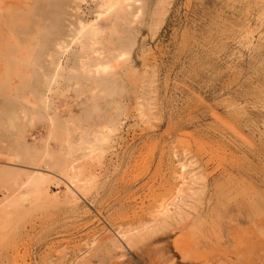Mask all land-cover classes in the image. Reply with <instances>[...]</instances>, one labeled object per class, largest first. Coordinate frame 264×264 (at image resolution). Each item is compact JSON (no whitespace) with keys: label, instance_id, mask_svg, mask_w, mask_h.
<instances>
[{"label":"rangeland","instance_id":"374dc122","mask_svg":"<svg viewBox=\"0 0 264 264\" xmlns=\"http://www.w3.org/2000/svg\"><path fill=\"white\" fill-rule=\"evenodd\" d=\"M0 19V264H264V0Z\"/></svg>","mask_w":264,"mask_h":264},{"label":"bare ground","instance_id":"6f19581e","mask_svg":"<svg viewBox=\"0 0 264 264\" xmlns=\"http://www.w3.org/2000/svg\"><path fill=\"white\" fill-rule=\"evenodd\" d=\"M111 8V7H110ZM10 15V14H9ZM14 15V14H13ZM4 16V15H3ZM7 16V15H6ZM6 16H4V17H6ZM11 17V16H10ZM16 17H18V15L16 16ZM8 18V17H7ZM16 19V18H15ZM0 20H3V19H0ZM10 20V19H9ZM13 21H14V17H13V19H12ZM19 20V19H18ZM6 20H4V21H1V22H5ZM17 21V20H16ZM8 22V21H7ZM14 22H12V24H13ZM11 24V23H10ZM9 24V25H10ZM14 25V24H13ZM5 26L7 27V25L5 24ZM4 25H0V40H2V45L4 44L5 46H9V45H11L12 46V44L14 45V43H16L17 41L15 40L16 38H14V34H12L13 32H11L12 30H13V28H12V30H8V28H6ZM11 29V28H10ZM81 30H83V29H81ZM95 31L94 30H92V33L91 34H93ZM14 33H15V31H14ZM97 35V34H96ZM77 37V36H76ZM95 37V36H94ZM18 38V37H17ZM18 40V39H17ZM19 41V40H18ZM1 42V41H0ZM22 45V44H21ZM24 45V44H23ZM29 45V44H28ZM5 46H3V47H5ZM19 46V45H18ZM25 46H27V45H25ZM3 47H1L0 46V48H3ZM23 47V46H22ZM22 47L21 46H19V49L21 48L22 49ZM8 48V50H9V47H7ZM24 48V47H23ZM4 49H6V47L4 48ZM26 50V49H25ZM4 51V50H3ZM7 51V50H6ZM11 51H12V49H11ZM24 50H22L21 52H23ZM21 52L19 53L20 55H22L21 54ZM27 52H29V51H27ZM17 53V52H16ZM24 56H26V54L27 53H25L24 52ZM29 54V53H28ZM31 54V53H30ZM17 55V54H16ZM19 56V55H18ZM30 56V55H29ZM32 57V56H31ZM30 57V58H31ZM124 57V56H123ZM0 58H3V57H0ZM5 58V57H4ZM30 58H28V59H30ZM23 59H24V57H23ZM7 59H5V61H6ZM31 60V59H30ZM30 60H27L28 62L30 61ZM33 60V59H32ZM4 61V60H3ZM31 62V61H30ZM106 63V62H105ZM101 64V65H99L97 68H96V71L98 72V71H106L107 69H109L111 66H110V64ZM6 64H8V63H6ZM2 66V64L0 65V67ZM12 66V65H11ZM6 67H7V65H6ZM16 67V66H15ZM113 67V66H112ZM3 68V67H2ZM8 68V67H7ZM11 68V67H10ZM14 68V67H13ZM17 68V67H16ZM4 69V68H3ZM19 69V68H18ZM9 70V69H8ZM8 70H6V71H8ZM21 70V69H20ZM14 71H15V69H14ZM19 70H17V72H18ZM22 71V70H21ZM11 72V74H12V71H10ZM6 73V72H5ZM17 74V73H16ZM4 75V73H3V71L1 70L0 71V76L2 77ZM6 75V74H5ZM12 75H14V74H12ZM19 75V74H18ZM18 75H15V76H18ZM5 78H6V76H4ZM13 78H15L14 76H12ZM12 77H10V76H8V78H12ZM1 79H4V78H1ZM6 80H8V79H5V81ZM12 80V79H11ZM6 82H8V81H6ZM10 82V81H9ZM7 84H9V83H7ZM186 169V167L185 166H182V170L183 171H186L185 170ZM33 175H34V173H33ZM31 177V176H30ZM37 177V176H36ZM35 177V178H36ZM38 177H39V175H38ZM37 177V178H38ZM31 179V181H35V180H37V179H34V177H31L30 178ZM28 180V179H27ZM30 182V181H29ZM45 182V181H44ZM32 183H34V182H32ZM35 184V183H34ZM29 185V184H28ZM31 185V184H30ZM37 187V186H36ZM36 187H34V188H36ZM164 209H165V207H164ZM165 212V211H164ZM160 213V212H159ZM166 213V212H165ZM157 216V215H156ZM159 216V215H158ZM118 235L122 238V239H124V240H126V242H128V243H130V241H131V239L128 237V235L125 233H118ZM135 237V236H134ZM133 238V237H132Z\"/></svg>","mask_w":264,"mask_h":264}]
</instances>
